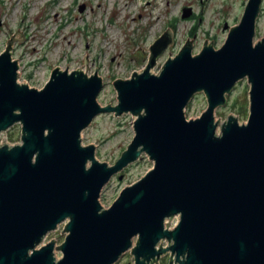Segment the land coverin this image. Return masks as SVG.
Returning <instances> with one entry per match:
<instances>
[{
  "label": "water",
  "instance_id": "95a60500",
  "mask_svg": "<svg viewBox=\"0 0 264 264\" xmlns=\"http://www.w3.org/2000/svg\"><path fill=\"white\" fill-rule=\"evenodd\" d=\"M263 1L248 0L239 24H225L219 49L205 42L194 55L187 40L154 74L175 44L166 30L141 72L114 81L115 106L98 102V72L56 68L42 89L21 83L12 48L22 38H11L0 53V137L20 125L21 138L0 145V264H116L128 252L134 264L167 255L169 264H264V37L256 40ZM191 15L183 9L182 19ZM243 80L247 121L216 119ZM200 93L207 108L187 119ZM103 114L135 118L133 140L114 165L82 140ZM143 156L153 168L105 208L104 188ZM62 225L63 243H45Z\"/></svg>",
  "mask_w": 264,
  "mask_h": 264
},
{
  "label": "rangeland",
  "instance_id": "374dc122",
  "mask_svg": "<svg viewBox=\"0 0 264 264\" xmlns=\"http://www.w3.org/2000/svg\"><path fill=\"white\" fill-rule=\"evenodd\" d=\"M248 0H0V53L16 34L22 44H14L12 58L19 65V81L42 89L54 69L83 70L90 76L98 72L103 89L98 102L117 105L115 80L128 79L147 65L150 47L166 30L174 32L170 46L152 70L159 74L166 60L174 57L187 40H193V54L205 42L219 49L229 29L239 24ZM127 4V7L125 6ZM192 15L182 19L183 9ZM225 24L229 29L224 30ZM256 40L264 37V1L257 22ZM249 90L246 80L239 82L227 97V106L216 110V119L233 115L241 124L249 116ZM207 108L203 93L197 94L186 109L187 119H196ZM135 118L128 114L98 116L82 134L84 145H95L101 162L114 165L134 137ZM21 126L15 125L0 137V145L20 143ZM153 168L147 156L112 178L104 188L101 203L109 208L121 191L140 180ZM178 219H175L174 223ZM63 225L45 243H63ZM58 256L61 254L58 253ZM162 264H169V255ZM126 253L116 264H131Z\"/></svg>",
  "mask_w": 264,
  "mask_h": 264
},
{
  "label": "flooded vegetation",
  "instance_id": "af4514ba",
  "mask_svg": "<svg viewBox=\"0 0 264 264\" xmlns=\"http://www.w3.org/2000/svg\"><path fill=\"white\" fill-rule=\"evenodd\" d=\"M131 264H134V262H132ZM159 264H162V261H160V263Z\"/></svg>",
  "mask_w": 264,
  "mask_h": 264
},
{
  "label": "bare ground",
  "instance_id": "6f19581e",
  "mask_svg": "<svg viewBox=\"0 0 264 264\" xmlns=\"http://www.w3.org/2000/svg\"><path fill=\"white\" fill-rule=\"evenodd\" d=\"M125 6L127 7V4Z\"/></svg>",
  "mask_w": 264,
  "mask_h": 264
}]
</instances>
